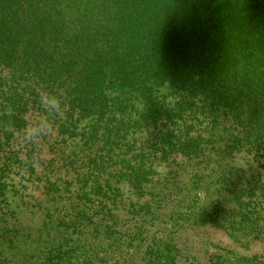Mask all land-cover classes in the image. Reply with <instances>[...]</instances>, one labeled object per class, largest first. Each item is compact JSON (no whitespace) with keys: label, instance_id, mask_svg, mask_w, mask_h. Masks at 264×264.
<instances>
[{"label":"trees","instance_id":"16d2710c","mask_svg":"<svg viewBox=\"0 0 264 264\" xmlns=\"http://www.w3.org/2000/svg\"><path fill=\"white\" fill-rule=\"evenodd\" d=\"M40 90L61 95L65 113L33 166L19 132ZM38 189L67 199L73 228L39 264L69 257L78 225L144 264H178L181 220L202 233L264 224V0H0V264L30 236L46 241L47 209L39 224L21 217L41 208ZM160 213L163 243L144 233ZM198 240L195 264H211Z\"/></svg>","mask_w":264,"mask_h":264},{"label":"rangeland","instance_id":"374dc122","mask_svg":"<svg viewBox=\"0 0 264 264\" xmlns=\"http://www.w3.org/2000/svg\"><path fill=\"white\" fill-rule=\"evenodd\" d=\"M236 160L240 164L237 158ZM210 179L208 177L205 181L206 191L203 188H195V190L191 191L193 192L191 195L193 208L198 207L199 204L206 201L209 192L212 191V187L214 186L212 181L210 184ZM158 186L160 187L161 185ZM33 194L38 196V201H41V208L37 210L38 205H34V213L32 211L31 215L23 213L21 217L24 219V222H30L33 225L39 224L43 221V213L47 209L50 214V230L48 236L45 239L46 241L40 242L35 240V237L32 235L28 238L25 246H22V242H18L17 248L19 250L16 251L15 258L9 264H14L15 261V264H39L41 257L44 254L47 255L49 247L51 248L52 246L51 244L54 246L62 244L65 236L63 232L73 229L69 223V209L64 207L67 201L65 197L52 200L49 195H41L40 189L33 192ZM60 196H62V193H60ZM168 210L169 207H166L162 211L167 212ZM119 214L118 220L121 221L125 220L128 216L127 214L125 215V210L119 211ZM163 219L165 218L162 217L161 213L158 214V219L154 222L155 224L149 226L144 232L145 238L150 239L155 236L157 238L156 240L163 243L160 240V237L165 238L166 236V229L162 228L163 225L161 223ZM179 222L185 223L183 226H179V230L176 232V237H179L178 246L180 249L178 264H195L197 261L195 257L201 260L199 256L200 242L198 240L201 238L207 239L205 243L204 241L202 242V245L205 247L204 253L211 260V264H231L239 256L252 258L256 254L260 255L262 257L261 259L264 257L263 241H253L252 239L256 232H264V224L262 222L259 225L256 224L252 228H249V230H239L235 228L228 229L229 225L227 226V222L225 221L224 227L203 226L204 233L201 232V226L191 225L189 219H184ZM116 226L120 229L119 225ZM170 228L171 224L167 225V230H170ZM76 231L72 234V237L78 238V242L76 241L72 246L70 245V248L68 245H65L67 249H70L68 252L70 256L62 257L60 262H53V264H122L123 262V264H144V261L139 259V254L133 248L124 247L117 251V249H109L108 247L103 248L99 244L94 243V241H90V227L78 225L76 226ZM147 242L148 240H144V244ZM67 244H70V242ZM139 248L140 246H138ZM192 256L195 257L193 258ZM130 257H133L132 260L130 262L127 261L128 263L125 262Z\"/></svg>","mask_w":264,"mask_h":264},{"label":"clouds","instance_id":"9594fccd","mask_svg":"<svg viewBox=\"0 0 264 264\" xmlns=\"http://www.w3.org/2000/svg\"><path fill=\"white\" fill-rule=\"evenodd\" d=\"M38 104L41 109L40 113L31 117L19 132L21 143L33 149V159L30 161L33 166L40 162L44 142L52 137L56 121L62 119L65 113L64 100L61 95L55 92L40 90ZM3 130L10 135H17L16 125L11 120L3 125Z\"/></svg>","mask_w":264,"mask_h":264}]
</instances>
